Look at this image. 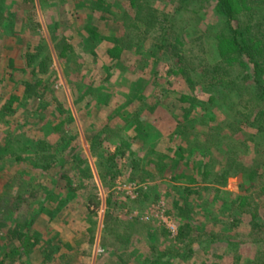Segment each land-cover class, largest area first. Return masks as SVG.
<instances>
[{"label": "rangeland", "instance_id": "obj_1", "mask_svg": "<svg viewBox=\"0 0 264 264\" xmlns=\"http://www.w3.org/2000/svg\"><path fill=\"white\" fill-rule=\"evenodd\" d=\"M135 2L159 11L165 38L157 31L138 39L130 29ZM214 2L0 0V223L24 220L46 242L69 247L48 264L114 263L115 252L99 244L109 230L130 232L128 264L156 255L160 264H264V131L254 120L257 112L264 119V100L250 98L253 66L226 39ZM232 3L258 46L264 84V19L256 28L241 0ZM61 37L65 46L56 49ZM24 80L41 85L42 98L23 96ZM186 137L200 148L178 160L172 150ZM48 153L49 169L41 158ZM225 155L244 169L221 181L215 174ZM150 157L158 163L138 177ZM30 193L14 214L2 201ZM179 207L189 217L178 216ZM184 224L189 233L180 238ZM42 258L34 248L13 264Z\"/></svg>", "mask_w": 264, "mask_h": 264}, {"label": "trees", "instance_id": "obj_2", "mask_svg": "<svg viewBox=\"0 0 264 264\" xmlns=\"http://www.w3.org/2000/svg\"><path fill=\"white\" fill-rule=\"evenodd\" d=\"M24 1L33 3V0H24ZM241 2H242L241 8L246 9V11H244L243 14L248 17L247 20L253 21L254 22L253 26H255L256 28L262 25L263 22L262 19H264V11L262 12L261 10L264 8V0H246L244 2L241 0ZM214 3L218 7L217 10H219V12L224 14L223 25L224 28L227 29V32H229V35L227 34L226 39H229V43L231 44V46H233L236 55L245 53V56L248 58V60L251 62L253 66V72L255 77H254L253 89L250 93V98L255 100L256 99L260 100V98H262L264 100V84L261 82L260 74H259V70L261 67L256 62L257 57L255 56V51L258 49V46L255 45L256 42L253 41L252 35L251 36L246 35L248 26L246 25V23L244 24V26L242 25L243 21H240L238 16L236 15L237 10L236 8H233L234 6L232 0H215ZM132 18H133V23L130 29L134 31L137 30V33L140 34L138 38L139 40L142 39V37H146L151 32L160 31L161 38L167 35L166 31L169 30V27L164 26L166 21L163 18H161V15L159 14V11L156 8L150 6L146 2L133 3ZM231 18L237 21V25L235 28H233L229 23V20ZM131 32H129L128 35H126L125 37L126 43L130 42L131 39L133 38ZM230 34H232V36H230ZM162 43H165L164 40L162 41ZM64 46H65V41L63 37L59 38L54 45L56 49H59ZM175 46L176 44L174 45V47ZM36 55L37 54L35 52L34 54L31 55V58L32 59L35 58ZM180 57L185 62L186 67L190 69H195V67L197 66V64L192 63L191 57L182 56V55ZM46 61L47 58H43L41 61L37 62L38 71L45 69ZM27 64L28 63H26V65ZM232 84L235 85L234 80H232ZM23 86H24V91L22 93L23 96H27V97L39 96L40 98H42V95L45 93L43 89L41 93L36 92V88H38V86L39 87L41 86L36 82L31 84L29 81L24 80ZM6 98L8 100H16L17 97L13 95H9ZM4 104H7L6 105L7 108L5 110L10 111L11 102L8 101V103L5 102ZM238 113L240 116L244 115L243 113L240 112ZM259 115H261V112L256 113V115L254 116L255 117L254 120L258 124L259 127L258 130H261L263 132L264 119L261 118L258 119ZM138 130H140V133L138 134H142L141 131L143 130L139 129V127ZM213 136L214 134L208 135V137L205 140H203V142L206 144H210V141H213ZM198 141L193 138H190L188 140V137H186V141L184 142L185 147H182V145H180L175 147L173 150L171 149L174 153L175 158L177 157L178 160L181 159L186 160L189 157H193V155L196 154L195 152L196 149L199 147L200 142ZM36 146L39 149H46L44 142L42 140L38 141ZM15 154L16 151H10V155L14 156ZM165 155L166 154L163 155L161 154L160 156L165 157ZM41 158L42 159L44 158L45 160L46 159L49 160V162L45 164L44 168L49 169L52 167L51 163H52V159L54 158L52 153L43 154L41 155ZM108 159H112V155H109ZM145 161H143L142 165L140 164V161L134 164L135 169H138L141 165V168L138 172L139 175L138 177H141L143 173H145L144 171L145 168L143 167L144 165L148 163H153L154 165H156V163H158L155 162L151 157L146 159ZM208 164H210V162L203 165L199 163L198 166H195V168L196 169L206 168L208 167ZM242 169H244L243 165L239 163L235 157L231 155H225L223 156L222 159V165L220 164V169L216 171L215 175L218 176V178H220L221 181H224L230 173L239 172ZM205 171L207 170H204V172ZM17 179L18 178H16L15 180L17 181ZM34 195L35 193L33 194L30 193L28 195L18 194L16 196L5 195L3 196L2 201L7 202V208L10 209L9 212H11V214L12 213L14 214V212H17L23 204H26V202L29 201V199H33L35 197ZM179 210L180 211L178 212V216L186 217V218L189 217L188 216L189 210H186L185 207L184 208L179 207ZM26 211L24 210V212L19 216L24 219V217L27 215ZM23 221L12 222V224L5 223V221L0 223V228L5 229L3 235L0 236V240L3 243V244L0 243V264H6L7 262L9 264H13V261L15 259L20 258L21 255H25L28 251H31L34 248H37L38 252L42 254L43 258L41 264H48L54 259L53 256L56 254L57 251L63 250L64 252H66L65 250L69 248L67 246L65 247L64 244L63 243L61 244L60 242L58 243L46 242V240L40 236L39 231L32 228V224L29 223L25 224ZM20 223H22V225ZM86 231L91 232V230H89L88 228ZM188 233H189V227L187 224L180 226V234H179L180 238H184ZM129 237H130V232H128L127 234L112 233L111 230L104 232V234L100 236L99 244L104 249L113 250L115 252L113 259L115 262L110 263L108 261H105L99 264H128L129 259H131V257L134 256L131 251ZM92 239L93 237L90 236V238L88 239V243H91ZM64 252L63 254H61L62 257L59 256V258H65L66 254ZM149 257L145 258L144 264H158V263L160 264V261L162 260V258H158V255L151 256L150 258ZM62 262L63 261L61 260V263Z\"/></svg>", "mask_w": 264, "mask_h": 264}]
</instances>
